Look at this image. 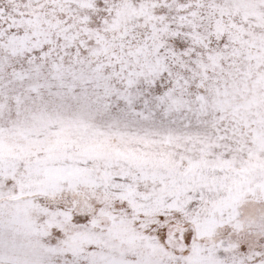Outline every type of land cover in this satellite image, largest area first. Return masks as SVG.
<instances>
[{
  "label": "snow or ice",
  "instance_id": "1",
  "mask_svg": "<svg viewBox=\"0 0 264 264\" xmlns=\"http://www.w3.org/2000/svg\"><path fill=\"white\" fill-rule=\"evenodd\" d=\"M0 264H264V0H0Z\"/></svg>",
  "mask_w": 264,
  "mask_h": 264
}]
</instances>
